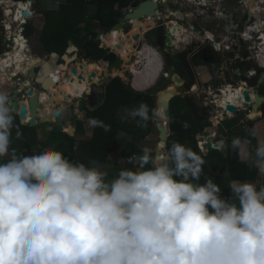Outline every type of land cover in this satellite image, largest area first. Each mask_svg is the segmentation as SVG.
<instances>
[{
	"label": "clouds",
	"instance_id": "clouds-1",
	"mask_svg": "<svg viewBox=\"0 0 264 264\" xmlns=\"http://www.w3.org/2000/svg\"><path fill=\"white\" fill-rule=\"evenodd\" d=\"M156 63L158 77L160 56ZM236 88L221 105L238 103ZM130 115L140 127L150 119L143 103ZM13 121L0 91V158ZM89 125L110 130L96 118ZM254 154L264 175V139ZM134 159L137 168L111 179L53 147L0 162V264H264V183L230 181L225 199L213 179L199 182L203 157L175 141L162 157L144 147Z\"/></svg>",
	"mask_w": 264,
	"mask_h": 264
},
{
	"label": "trees",
	"instance_id": "trees-1",
	"mask_svg": "<svg viewBox=\"0 0 264 264\" xmlns=\"http://www.w3.org/2000/svg\"><path fill=\"white\" fill-rule=\"evenodd\" d=\"M13 1L25 2L26 0ZM131 1L65 0L59 4L57 9L42 10L43 26L38 38L42 52L46 55L51 52L62 55L70 41L77 47L78 54L82 57L113 60L115 55L108 49L100 47V42L96 39V30L107 32L121 16V10L125 4ZM42 2L44 0H33L34 11H36L34 7L37 4L41 5ZM33 31L32 21L29 20L24 25L23 35L29 38ZM104 40L105 38H102V42ZM4 50L5 44L0 33V55ZM188 53V50H183L175 54L178 60L175 69L180 70L185 79L190 82L195 80L192 66L209 65L220 59L214 48L200 50L189 57ZM168 85L169 83L162 81L161 84L140 92L134 90L129 81L125 82L119 76L110 78L102 86L103 90L99 95L98 104L92 109L83 107L86 111V121L89 122L90 118H96L109 125L110 130L106 132L101 127L91 126L89 137H85V121L80 119H73L74 132L71 135L64 131L65 127L58 120L30 126L21 124L17 114L12 112L14 126L9 152L8 156L0 158V162L7 161L13 154L26 156L43 148L53 147L61 151L70 161H79L89 167L92 164L104 166L107 179L113 178L121 168H137L139 162L134 157L142 154L139 142L148 135L153 126L155 95ZM193 97L190 94L176 95L170 100L166 150L168 151L175 141L200 154L205 163L199 182L203 183L206 179H213L220 186L221 196L225 199L230 198L231 195L228 187L230 181H250L257 186L264 183V175L253 166L255 157L249 160L243 159L239 153L241 144H244L247 150L254 151L258 139L253 132L250 136L238 137L241 144L236 148L232 146L234 138H229L222 133L221 139L224 141V147L212 149L206 155L199 150L196 135L211 126L210 109L203 103L196 102ZM141 103L149 108L150 119L146 127L138 126L139 118L130 115L131 110L139 107ZM42 116L46 117L44 110ZM213 127L217 128V125L213 124ZM17 130L22 133L19 139L16 138ZM70 130L71 127L67 129V131ZM158 148L160 147L157 146L156 149ZM110 154L114 155L113 162L108 158ZM131 157H133L132 160H130ZM148 166L150 165H146Z\"/></svg>",
	"mask_w": 264,
	"mask_h": 264
},
{
	"label": "flooded vegetation",
	"instance_id": "flooded-vegetation-1",
	"mask_svg": "<svg viewBox=\"0 0 264 264\" xmlns=\"http://www.w3.org/2000/svg\"><path fill=\"white\" fill-rule=\"evenodd\" d=\"M133 1L135 0H132L131 2ZM136 1H139V0H136ZM192 1L193 0H184V1L173 0L172 2H167V4L160 5L159 6L160 12L159 13L156 12V14L159 16L151 17L149 21L147 20V18L149 17H145L142 21L140 20L133 21L127 24L123 28L122 31H119L117 33H114V32L112 33V32L107 31L106 36L102 37V38H105V40L103 41V44L106 45L107 47L113 48V50L108 48V51L112 52L115 55V58L117 57V55H120V50L122 49L123 46H125L124 50L127 53V58L123 60L124 62L130 61L131 64L134 63L136 59L139 57L138 55L139 49L142 48L144 43L154 48L156 52L159 53V56L161 57V60L163 63L161 74L158 76L157 84H155L154 86L161 84L162 81H166L167 83H169L167 87L174 85L172 84L173 74H178L179 77L183 81H187L191 86L192 84H194L193 82H190L189 80L185 79V77L181 74L180 70L176 71L175 69L176 65L178 64V60L175 59L176 57H175V51H174L178 49L177 44H183L182 50L189 51L188 57L192 56L195 52H198L200 50L207 49V48L208 49L214 48L216 52L224 51L225 54H229V57H227L228 60L225 59V61H221L219 59L218 62L212 63L211 67L212 68L216 67V70H215L216 75L214 78L217 77L216 79H222V77H220L221 70H222L221 65L224 63L226 65L224 66L225 71L230 70L232 72V74L228 77L229 81L231 80V83H232L234 79L237 80L235 84L232 83L233 85L237 86L239 85V83L244 81L245 83L248 84V87H251L252 84L255 83L256 79L261 75V71H264V70L259 69L258 67H257L258 70L254 68L256 64L254 63V61H252L251 56H247V55L246 57L237 56V53L235 51L238 48V46L235 45V42L233 41V39L238 38L243 42L246 41V39L244 38V35H245L244 30L247 29L250 34H249V39H247L248 42L246 43L249 45L247 46L245 45V47L248 49V47L254 48V47H257V45H260L262 43V31L264 30V13H263V16L261 17L262 20H260L259 18V21L255 22L258 19L255 17V14H254L255 12L257 13V9L255 8V0H244L246 11L242 13L243 15L241 17V23L238 24L235 16H231V14L234 11L233 9L237 7L238 2L239 1L241 2V0H196L195 1L196 6L210 8L206 11V16L203 15L204 13L201 11L200 13L197 12L196 15H192L191 11H187L188 10L187 8L190 9L191 7L190 2ZM124 10H125V7L122 8L121 15L124 14L125 12ZM222 16H225V17L223 18ZM228 16H231L230 20ZM233 19L235 20V25L233 24V21H234ZM259 24H261L262 26H259L257 30L255 27L258 26ZM238 25L240 26L239 28H238ZM139 27L142 28L141 32L139 30ZM147 28L149 29L146 30ZM184 33H187L186 34L187 37H183V39L179 38V36L183 35ZM134 34L140 35V39L138 41L132 40V36ZM167 35L173 36L174 38L172 40L171 48H168L165 42V38ZM14 42H16V47L17 45H19V43H21L20 41L17 42L15 40ZM215 44L218 45V49L215 48ZM252 44H254V46H252ZM117 45H119L120 47L117 48ZM133 45H135V47ZM226 48H228V50H225ZM21 52L22 50H16V53L21 54ZM128 55L130 56L128 57ZM78 56H80L81 58H87V57H82L81 55H79L77 51V57ZM19 57L22 58L20 55ZM27 59H25L23 63H25ZM29 59H28V65L23 64L25 65L26 72L30 70L31 67H37L38 64L42 63V61L38 63L36 59L35 60H33L32 58H29ZM239 59L242 62L241 65H239ZM20 60H16V61L18 62ZM100 61H102V63H105L107 60L98 59V62ZM138 62H139V58H138ZM99 65L100 63H98L96 67H93L89 64H86L84 67L85 68L84 70L85 78L89 70H96L97 77L99 75L101 77L102 74L100 73H101L102 68ZM75 66L80 72L81 69H79L78 65L76 64ZM128 66L129 65L125 66L127 69L126 73H128V70H130V72L134 70V68L128 67ZM197 67H206V70L208 69L207 65L192 66V70L194 74L196 72L195 69ZM244 67L248 68L247 69L248 71H253L255 76L252 78L246 77V75H244L243 73ZM20 68H21V65H20ZM15 71L21 72L22 68L21 70L15 69ZM49 73H52L54 75L56 79V85L53 86L49 90V92L52 94L51 97H48L47 93H42L44 95L41 99L44 103L49 104L48 106H45L44 112L46 114V117H50L52 119V115L54 112L53 110L54 106L59 105L63 99H66L67 95H70L72 98H81V96L84 93L89 92V89L87 88H89L90 83L86 82V80H83L82 82H80L81 89H80V92L77 93L75 91L76 90L75 83H76L77 77H73V82H70L68 78L65 79L63 77L64 75L63 72H60V71L54 72L53 70H50ZM196 73L199 75L198 72ZM208 73L210 74L209 76H212L210 72ZM227 73L228 72L226 73L223 72L222 74L226 75ZM10 74H13V73L10 72L9 75L6 76L4 79L11 80L9 77H11L12 75L10 76ZM113 76L123 77L124 75L120 71L117 74L116 72L113 73ZM97 77L93 79V82H96L98 80ZM260 77L263 78L262 75ZM224 79H227V78H224ZM69 85H72V90L70 88V93H68L67 91L65 92L60 91L61 86L67 87ZM241 85L242 84H240V86ZM216 88L217 90L216 92H214L213 96H216V93H218V90L220 89L218 87ZM196 89L197 87H195L194 85V87H191L190 93L188 94L193 95V92H195ZM73 92L77 94H74ZM222 92L224 93V89L222 90ZM259 93L262 96H264V83H262V85L259 87ZM49 98H52V100H49ZM222 98L218 100H221ZM239 98H241V94ZM66 100H69V99H66ZM88 101H89V98H88ZM239 104L240 102L238 101V103L237 104L235 103L234 105H239ZM224 105L225 104L223 105L219 104V107H224ZM71 112H73V109H71ZM158 114L163 119V108H160V111H158ZM250 116H253V114H250ZM244 117H245V114H244ZM261 119L264 120V116Z\"/></svg>",
	"mask_w": 264,
	"mask_h": 264
},
{
	"label": "water",
	"instance_id": "water-1",
	"mask_svg": "<svg viewBox=\"0 0 264 264\" xmlns=\"http://www.w3.org/2000/svg\"><path fill=\"white\" fill-rule=\"evenodd\" d=\"M31 2V0H26L28 6L31 5ZM158 6V2L155 0H135L131 3H127L124 6V14H122L118 18L117 22L108 31H122L127 24L132 22V20L142 21L146 16H159L156 14ZM29 14H32V12L27 8L22 11L21 16L22 18H26V16ZM139 30L141 32L142 28L139 27ZM106 34L107 32L101 34L97 33L96 35L97 40L100 38V47L103 49L110 48L104 45L101 39L103 36H106ZM139 39V34H134L132 36V40L134 41H138ZM173 39V36H166L165 42L168 48L172 47ZM133 46L135 47V45ZM119 47L120 46L117 45V48ZM215 48L218 49L217 44H215ZM110 49L113 50V48ZM77 50V47L69 41V46L65 49V52L62 55H59L56 52H51L49 55H46V57L49 58L45 57L46 59L44 60H42L40 57H37L36 60L38 63L42 61V63L38 64L37 67H32L27 72L24 69L21 72H17L13 76H11L12 84L6 93L11 101V110L13 113L17 114L21 124L36 126L40 123L52 121L50 117H43L41 113L42 110H44L45 106L49 105L42 101L41 94L47 93L48 97H51L52 94L49 92V90L51 87L56 85V79L52 76V74H49L50 70H53L54 72H64L63 77L65 79L68 78L70 82H73V77L77 76V79L80 82L86 80V82L90 83V85L97 84L98 86L102 87L109 81L110 78L115 77L113 76V73H118L121 71L123 75H125V73L127 72L125 66L131 64L130 61L124 62L121 56L117 55L114 60H107L104 63V74L101 77L100 75L97 77L96 70H89L85 78V65L89 64L93 67H96L99 62L96 57H94V59L91 61H89L90 59L88 58H81L79 63H77L79 69H81L80 72L75 65L69 68V64L77 59ZM241 63L242 62L239 60V65H241ZM247 69L248 68L246 67L243 68V73L246 76L248 75V73L246 72ZM67 70L69 71L68 73ZM261 75L263 78L260 77ZM261 75L256 79L255 83H253L251 87H245L244 85H241L243 89L241 91L242 101L240 109H236L233 103H226L224 105V109L228 111L230 116H233L237 111L241 110L245 114V116L247 115L245 117L246 124L254 122L264 116V96L259 93V87L264 82V71H261ZM95 77H97L98 80L96 82H93V79ZM172 80L175 92L170 91L169 87H167L158 91L155 95L152 122L159 132V142L161 143V145H164V147L156 149L154 156H162L167 152L166 140L169 132L168 119L170 116V100L176 95L188 94L191 90V85L187 81H183L178 74H173ZM87 89H89V92L85 93V98H72L70 95H67L66 97V99H69L70 101H72V99H77L76 102L70 104V108H74L75 111H81L84 116H86V111L84 110L83 105L85 101L88 100V96H91L90 87ZM160 108H163V119L158 114V110ZM57 109L58 106L53 107L54 112ZM249 114H253V116H250ZM226 118H228L227 114L223 116V120H225ZM72 129L74 130V127H71V130ZM204 147L205 149L204 151H202V153L206 155L213 148L217 149L219 147V143H212V141L208 139L205 142ZM130 159H133V157H131Z\"/></svg>",
	"mask_w": 264,
	"mask_h": 264
},
{
	"label": "rangeland",
	"instance_id": "rangeland-1",
	"mask_svg": "<svg viewBox=\"0 0 264 264\" xmlns=\"http://www.w3.org/2000/svg\"><path fill=\"white\" fill-rule=\"evenodd\" d=\"M46 1H48V3H49V0H46ZM195 1L196 0H193L192 2H190L191 7H190V9L187 8L188 9L187 11H191L192 15H196L197 12L200 13V11H201V12L204 13L203 15L206 16V11L208 9H210V8H208V7H198V6L195 5ZM165 4H167V2ZM211 4H213V3H211ZM16 6H17V4H15V6H14V4H12L11 0H0V33L3 36V42H4L5 46H6L7 43H8L9 46H11V43L8 42V40L19 35V26H18V24H13L12 25L11 18H8L9 16L6 17L3 14V10H4V8H6V9H10L11 11L15 12ZM44 7H48V9L49 8L57 9L56 7H52L51 2L49 3V5L48 4L46 5L44 2H42L41 5L37 4L36 7H34L35 10L37 11L36 12L37 16L32 20L33 24L35 26H37V27L41 26V24L38 23V22L39 21H43L42 16L39 13V11L42 12V10H44L43 9ZM255 8L257 9V13L255 12L254 14H255V17L258 18L255 22H257V21H259V18H260V20H262L261 17L263 16V13H264V0H255ZM233 10L234 11L232 12L231 16H235V18L237 19L238 24H240L241 23V17L243 15L242 13L246 11V6H245L244 0H241V2L239 1L237 7L234 8ZM231 16H228L229 20H230ZM210 17H212V16H210ZM222 17L224 18L225 16H222ZM7 23H11V26H12L11 27L12 30H11L10 33L9 32H5L3 30V24H7ZM261 23H263V22H261ZM233 24L235 25V20L233 21ZM229 25H230V23H229ZM239 27L240 26L238 25V28ZM148 29L149 28H147L146 30H148ZM244 31L249 33V31L247 29H245ZM97 32L103 33L102 30H97ZM39 34H40V29L35 27V30L33 31V34L28 39L26 38L27 39V46H25L24 50L21 52V54H19L21 57L22 56L24 57V60L27 59V58L28 59L32 58L33 60H35L37 57H40L42 60H44L46 58H49V57H46V54H44L42 52L41 45H40L39 39H38L39 38ZM186 34L187 33H184L183 35L179 36V38L183 39V37H187ZM240 36H242V35H240ZM233 41L235 42V45L238 46V48L235 51L237 53V56H239V57H241V56H245L246 57V55L247 56H251L252 61H254V63L256 64L254 68L256 70H258V68H259L258 64L259 63L263 64V61H264V57L262 56V54L260 52V49H257L256 47H254V48L253 47H248V49H247L245 47V45L246 46L249 45V44L246 43L248 41H244L243 42V41H241L238 38L233 39ZM145 45L148 47L147 49H146ZM252 46H254V44H252ZM149 47L150 46L148 44L144 43L142 48L139 49L141 51L138 52L139 62H138V58H137L136 61L134 63L130 64L128 67L134 68L135 70H137L136 72L145 70V66L147 65L146 60L148 59V57L146 55H148V53L150 54L149 51H151L149 49ZM182 47H183V44H177V48L178 49L174 50L175 54L177 52L183 51ZM225 50H228V48H226ZM229 51H230V49H229ZM192 52H194V51H192ZM16 54L17 53H16V51L13 48L10 53L4 54V55H2L3 57H0V60L4 59L5 61H8V65H10V67H9L8 65L3 64L0 61V76L2 77V79H4L7 75H9L10 72H12L13 74L19 72V71H15V69L16 70H21V68H22V70H24L25 69V65H28V59H27L25 61V63L22 62L21 64H19V63L17 64L19 66L21 65V68L20 67L18 69L15 68L14 67L15 66V63H14L15 59L14 58H15ZM217 54H218V56H219L221 61H225V59L228 60L227 57H229V54H225L224 51H219V52H217ZM129 56L130 55H128V57ZM80 59H81V57L78 56L77 59L69 65V68L74 66V65H76L77 63H79ZM91 60H93V59H90L89 61H91ZM99 63H100L99 66H101V68H102L100 74L103 75L104 74L105 65H104V63H102V61H100ZM23 64H25V65H23ZM211 65L212 64L207 65L208 66L207 70H206V67H197L195 69L196 72L199 73V75L195 72V74H194L195 75V80L193 82L194 84H192V86H191V87H193L195 85L197 87L196 91L193 92V96H194L193 98L196 99V102H198L199 104L201 102V103H203L204 106L209 107V109H210L209 120L211 121V126L207 127L206 132L207 133L210 132V131L214 132L217 128H219L220 132L224 133L227 137L229 136V138H232V137H236V136L237 137L238 136H250L252 134L253 130H255L256 131L255 132L256 139H258V140L264 139V120H261V118L258 119L255 122V124H254V128L255 129L251 128L248 124L245 123L246 120H245V117H244V113L241 110L237 111L232 117L230 116V117L226 118L225 120H223L222 110L220 109V111H218L216 105L213 103L215 100H218V99H215V96H213V95H214V92H216V90H217L216 87L222 88L223 85L227 84V81H229L228 77L232 74V72L230 70L229 71H225L224 66H226V65L223 63L221 65V69L222 70H221V74H220L221 75L220 77H222V79H216L217 77L214 78L215 75H216L215 74L216 67L212 68ZM68 72L69 71L67 70V73ZM208 72H210L212 74V76H209L210 74ZM223 72L224 73L228 72L227 73L228 75L227 74L226 75L222 74ZM13 74H10V76L13 75ZM116 74H117V72H116ZM1 77H0V79H1ZM74 77H77V76H74ZM120 78L122 80H124L125 82L133 81V84H135L136 80H138V83H140L141 81L139 79L140 78H144V77H140V75L138 76V74H135V73H134V75H132L129 72V73H125V75L123 77H120ZM224 78H227L228 80L224 79ZM213 79H215L217 81H215ZM157 80L152 85H149V84H146L144 86L140 85L141 87H135L137 89H135L132 86L131 87L134 90H137V91L141 92L143 89L140 90V88H144V89L152 88L155 84H157ZM236 81L237 80L234 79V81H232V83L235 84ZM4 85H5V83H4ZM75 85H76L75 86L76 87V92L79 93L80 89H81V84H80V81H78V79L76 80ZM208 86H210V87H208ZM89 87H90V90H91L90 91L91 92V94H90L91 96H88L89 101L88 100L85 101L83 107L86 106V108L92 109V107L94 105L98 104L99 95L101 94L103 89H102V87L98 86L97 84H92ZM0 89H1V87H0ZM4 89H6V88H4ZM4 89H1V90H3V92H6L7 90L4 91ZM225 91H226V89H225ZM93 95L98 98V99H96V101H94ZM85 96L86 95L84 94L82 97L85 98ZM216 96H217V98L220 97V95H216ZM223 96H224V94H223ZM90 100H91V102H90ZM76 101H77V99H72V101L63 99L62 102L59 105H57L58 109L55 112H53V116L56 117L55 120H58L60 122V124H63V126L65 127L64 131L67 132L68 134H72L73 133V129L70 130V131H67V129H70V127H74L72 125L74 118L85 121V125H87V127H88V129L86 130V133H85V137H88L87 134L88 133L90 134V130H91V126L89 125V122L85 120V116H84V114L81 111H75L74 108H70V104H73ZM215 103L220 104V101H215ZM71 109H73V112H71ZM217 111L222 117H220V118L217 117V113H216ZM57 112H59L60 114L57 115ZM125 116H126V114L123 115V118H125ZM127 116H128V114H127ZM213 124H216L217 128H214ZM197 136H198V134L196 135V138H197ZM215 137H213V138H215ZM216 138H219V133H217V137ZM159 143H160L159 142V132L157 131L155 125L153 124V126L151 127V130L148 133V135L143 137L141 139V141L139 142V146H140L141 149H143L144 147L151 148L153 150V154L155 155L156 148H157V146H159ZM244 148H245V145L241 146V149H240V153H241L240 156L241 157H243V158L246 157L245 154L243 153V150H245V152L247 154H248V152L254 153V151H248V150H246ZM6 156H8V154ZM109 160L111 162H113V160H114V155L113 154L109 155ZM130 160H132V159H130ZM93 166L98 168L101 172L105 173L106 169H105L104 166L99 165V164H92L91 167H93ZM108 166L109 165H107V167ZM214 173L217 174V172H214Z\"/></svg>",
	"mask_w": 264,
	"mask_h": 264
},
{
	"label": "built area",
	"instance_id": "built-area-1",
	"mask_svg": "<svg viewBox=\"0 0 264 264\" xmlns=\"http://www.w3.org/2000/svg\"><path fill=\"white\" fill-rule=\"evenodd\" d=\"M32 2H33V0H31ZM65 0H49V3L51 2V4H52V7H56V8H58V6H59V4H61V3H63ZM155 1H157L158 2V5L160 6V5H164L166 2H172L173 0H155ZM182 1H184V0H182ZM21 3H24L26 6H24V7H21V6H19V4H21ZM183 3V2H182ZM12 4H14V6H15V4H17V6H16V9H15V14H18L19 15V22H12V25L13 24H18V26H19V35H18V37H21V38H23V41H25L24 42V45L25 46H27V39H26V37L23 35V28H24V25L27 23V21H29L34 15H35V11L33 10V6H32V4L30 5V6H28L27 5V3H26V1L25 2H22V1H19V2H12ZM159 6H158V9L156 10V12L157 13H159L160 12V10H159ZM14 8V7H13ZM29 9L31 12H32V14H29V15H27L26 16V18H22V16H21V13H22V11L23 10H25V9ZM49 9H53V8H49ZM6 9L4 8V10H3V14L6 16V17H8L7 15H6ZM172 13V12H171ZM22 18V19H21ZM9 24V25H8ZM12 26H11V23H7V24H3V30L5 31V32H11V30H12V28H11ZM248 29H249V27H248ZM101 34V33H100ZM244 34L245 35H247L246 37H245V39H246V41H247V39H249V33H245L244 32ZM102 39V38H101ZM10 40V41H9ZM8 40V42H10L11 43V46H9L8 45V43L6 44V46H5V50H4V52L2 53V55H4V54H7V53H10L11 51H12V49L15 47V44H14V40H15V37H13L12 39H9ZM99 41H100V38L98 39ZM0 56V57H3V56ZM238 72V71H237ZM248 73H249V75H250V77H252V76H254V72L253 71H248ZM240 84H242V85H244V86H246V83L244 82V81H242L241 83H239V85H237V86H235V85H233L232 83H231V80L228 82L227 81V84L226 85H223V87L224 86H226V88L227 87H229V88H231V90H235V88L236 87H239L240 86ZM222 87V88H223ZM222 88H220L219 90H218V93H216V95H220L221 94V92H222ZM240 88V87H239ZM85 94V93H84ZM83 94V95H84ZM211 94V93H210ZM82 95V96H83ZM81 96V97H82ZM216 105V104H215ZM239 106H241V103L239 104V105H235V107H236V109H239ZM218 109H220V108H217V110ZM222 110V115H225V114H227L228 116H230V114L228 113V111H226L224 108H222L221 109ZM217 113V117H222L219 113H218V111L216 112ZM206 130H207V127L202 131V132H199L198 133V136H197V146H198V148H199V150L202 152V151H204V149H205V147H204V145H205V142L208 140V139H210L211 141H212V143H219V147L218 148H220L221 147V141H223V140H221V139H219V138H216L217 137V130H215L214 132H206ZM216 136V137H215ZM213 137H215V138H213ZM224 142V141H223ZM217 148V149H218ZM213 149H215V148H213Z\"/></svg>",
	"mask_w": 264,
	"mask_h": 264
},
{
	"label": "bare ground",
	"instance_id": "bare-ground-1",
	"mask_svg": "<svg viewBox=\"0 0 264 264\" xmlns=\"http://www.w3.org/2000/svg\"><path fill=\"white\" fill-rule=\"evenodd\" d=\"M19 6H21V7H24L25 6V4L24 3H21ZM6 9V8H5ZM7 11H6V15L7 16H9L8 18H11V20H12V22H19V15L18 14H15V12H13V11H11L10 9H6ZM146 17H148V16H146ZM150 18H151V16H149V18H147V20L149 21L150 20ZM22 19V18H21ZM133 21H137V20H132V22ZM259 26H262L261 24H259L258 26H256L255 28L258 30V27ZM112 33L114 32V33H117V32H119V31H117V30H113V31H111ZM18 34V33H17ZM247 35H244V38L246 37ZM21 39H22V41H21ZM15 41H17V42H21V43H19V45H17V47H16V42H14V44H15V47H14V49H15V51L16 50H24V48H25V45H24V42L25 41H23V38H21V37H18V36H16L15 37ZM124 48H125V46H123L122 47V49L120 50V56H121V58L122 59H126L127 58V53H126V51L124 50ZM146 48H148L147 46H146ZM257 49H260V52H261V54H262V56L264 57V30L262 31V43L260 44V45H257V47H256ZM149 49L151 50V51H149L150 52V54L148 53V55H146L147 57H148V59L146 60V62H147V65L145 66V69L148 71V75L151 77V80H150V83H149V85H152L156 80H157V72H156V70H157V68H158V63H156L155 64V62H156V60H157V58H158V56H159V53H157L156 52V50L154 49V48H152V47H149ZM143 50V49H142ZM139 51H141V50H139ZM147 51V50H146ZM14 57V56H13ZM15 68H19L20 66L19 65H17L18 63L19 64H21L23 61H24V57L22 56V58H20L19 57V53H17L16 55H15ZM21 59V60H20ZM16 60H20V61H16ZM3 64H6V65H8V61H5L4 59H2V60H0ZM263 68H264V61H263ZM9 67H10V65H8ZM32 68V67H31ZM134 71V73L135 74H137L138 72H136L137 70H133ZM133 71L131 72V74H133L134 75V73H133ZM146 71V72H147ZM49 74H52V73H49ZM52 76L54 77V75L52 74ZM139 76V75H138ZM145 76V75H144ZM55 78V77H54ZM194 87V86H193ZM196 87V86H195ZM52 88V87H51ZM50 88V89H51ZM70 88H71V90H72V85H69V86H67V87H63V86H61L60 87V91L61 92H65V91H67L68 93H70ZM224 88V93L223 92H221V95H220V97L219 98H222L223 97V94L224 95H226V94H228L230 91H232V90H230V88L229 87H227L226 88V86H224L223 87ZM223 88L221 89V90H223ZM225 89H226V91H225ZM236 89H239V92H240V94H241V91H242V87H240V88H236ZM169 90L170 91H173V92H175V89H174V85L173 86H170L169 87ZM76 91V90H75ZM74 93V92H73ZM74 94H77V93H74ZM43 95L44 94H41V98L43 97ZM73 95V94H72ZM216 97V99H219V98H217V96H215ZM49 100H52V98H49ZM215 101H220V100H215ZM215 101L213 102L214 104H216V107L217 108H220V109H222V108H225V106L224 107H219V104H217V103H215ZM238 101L241 103V101H242V97H241V100H240V98H238ZM221 104V103H220ZM237 104V103H236ZM220 109H218V111H220ZM158 111H160V109L158 110ZM159 147L160 148H162L161 147V143H159Z\"/></svg>",
	"mask_w": 264,
	"mask_h": 264
},
{
	"label": "crops",
	"instance_id": "crops-1",
	"mask_svg": "<svg viewBox=\"0 0 264 264\" xmlns=\"http://www.w3.org/2000/svg\"><path fill=\"white\" fill-rule=\"evenodd\" d=\"M52 1V0H51ZM11 2H13V0H11ZM44 3L47 5H49V3H48V1H46V0H44ZM31 4H32V2H31ZM44 10L45 9H48V7H44L43 8ZM34 10V9H33ZM49 10V9H48ZM37 11H35V15L30 19L31 21L37 16V13H36ZM39 13L41 14V16H42V19H43V15H42V13H41V11H39ZM38 23H40L41 24V26L40 27H37V26H35L34 24H33V22H32V25H33V27L35 26L36 28H39L40 30L42 29V26H43V21H39ZM35 27H34V30H35ZM97 30H100V29H97ZM96 30V31H97ZM97 33H101V32H97ZM104 33V32H103ZM27 38V37H26ZM28 39V38H27ZM1 56V55H0ZM147 70L145 69V70H143V71H139L137 74L138 75H140V77H144V78H140L139 80L141 81L140 83H138V80H136L135 81V84H133V81H132V84H131V86L132 87H141L140 85H142V86H144V85H146V84H149L150 83V80H151V77L147 74L148 73V71L146 72ZM14 75V74H13ZM12 75V76H13ZM145 75V76H144ZM8 76V75H7ZM1 77V76H0ZM10 78V77H9ZM11 79V78H10ZM12 80V79H11ZM11 80H7V79H2V77H1V79H0V87H1V89H4V88H6V89H4V91L5 90H7V89H9V87H11V84H12V82H11ZM5 83V85H4V83ZM4 86V87H3ZM134 87V88H135ZM0 89V90H1ZM136 89V88H135ZM141 89H143V88H140V90ZM1 91H3V90H1ZM8 91V90H7ZM6 91V92H7ZM93 99H94V101H96V99H98L96 96L94 97L93 96ZM90 102H91V100H90ZM62 118V117H61ZM55 119H56V117L55 116H53L52 115V121H55ZM262 120V119H261ZM257 121V120H256ZM256 121H254V122H250L248 125L251 127V128H253V129H255L254 128V124H255V122ZM261 127V126H260ZM88 129V127H87V125H85V131ZM217 130V132L219 133V139H221V134H222V132H220L219 131V129H216ZM73 132H74V130H73ZM255 130H253V133L255 134ZM73 134V133H72ZM71 134V135H72ZM90 134H91V130H90ZM90 134L88 133L87 135H88V137L90 136ZM256 135V134H255ZM229 137V136H228ZM238 137H240V136H238ZM238 137H233V138H238ZM222 140V139H221ZM241 146H244V144H241L240 145V148H239V153H240V149H241ZM244 149H246L247 150V148H246V146H245V148ZM249 151V150H248ZM243 153L245 154V158H243V157H241V158H243V159H251L252 157L254 158L255 157V154L254 153H251V152H248V154L245 152V150H243ZM241 154V153H240ZM109 158V157H108Z\"/></svg>",
	"mask_w": 264,
	"mask_h": 264
}]
</instances>
